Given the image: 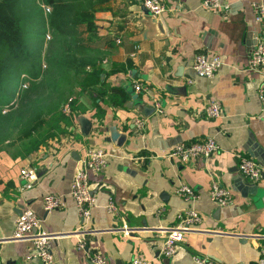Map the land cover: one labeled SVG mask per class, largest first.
Listing matches in <instances>:
<instances>
[{"label":"crops","instance_id":"crops-1","mask_svg":"<svg viewBox=\"0 0 264 264\" xmlns=\"http://www.w3.org/2000/svg\"><path fill=\"white\" fill-rule=\"evenodd\" d=\"M161 1L165 9L157 16L146 13L140 0H109V8L96 11L98 31L89 42L95 65L86 66L91 80L76 85L77 108L67 132L27 154L0 146V264H43L29 257L31 240L11 237L23 206L32 208L53 235L52 264H92L91 249L103 253L106 264H131L134 256L148 264H196L195 255L224 264L257 260L264 247V110L258 98L263 77L248 67L259 31L252 0H228L227 12L205 7L202 0ZM200 52L220 54L222 64L214 76H198L191 68ZM135 81L149 91H136ZM112 86L124 92L120 104L110 101ZM153 96L160 97L163 112L145 115ZM210 99L222 106L212 118L204 112ZM140 115L146 116L142 129L133 122ZM82 117L90 121L87 133L78 120ZM204 135L220 144L207 158L182 162L162 155L175 143ZM89 146H101L111 155L103 169L89 172L96 205L84 219L70 186ZM236 153L261 164L258 179L240 174ZM25 165L38 172L29 188H21ZM212 179L230 188L229 203L218 205L210 198ZM181 183L199 196L183 199L176 192ZM47 192L63 195L65 206L45 210L42 196ZM109 199L118 206L116 214L104 207ZM188 206L200 212V223L185 234L175 254L162 255L163 230ZM78 237L85 240L84 248L77 245Z\"/></svg>","mask_w":264,"mask_h":264},{"label":"built area","instance_id":"built-area-1","mask_svg":"<svg viewBox=\"0 0 264 264\" xmlns=\"http://www.w3.org/2000/svg\"><path fill=\"white\" fill-rule=\"evenodd\" d=\"M152 15H159L165 5L161 0H140ZM202 5L221 12H227L230 8L228 0H202ZM251 5L254 11L255 20L259 24V31L255 43L250 48L248 67L256 72H259L263 77V82L258 88V98L264 110V1L252 0ZM49 7L47 6V9ZM119 42V38L116 39ZM222 64V58L218 53L200 52L197 53L192 62L191 68L198 76L212 77L216 74ZM22 76H25L22 74ZM23 85L26 86L25 81ZM134 88L138 92H147L149 88L141 81L134 82ZM71 100V98H69ZM151 105L154 107L155 114L163 112V106L160 97L153 96ZM69 102L63 105V109L69 111ZM207 117L212 118L221 114L222 106L216 99H210L204 108ZM136 128L142 129L146 122V116L140 115L133 119ZM220 148L217 139L211 135L198 136L190 142L175 143L169 150L163 152L162 155L172 158L177 157L182 162H188L192 158L202 157L207 158L213 155ZM110 151L101 146H89L84 154L78 160L76 172L71 180L70 195L75 200L79 213L84 219H89L92 215V208L96 205L95 196L90 189L89 172H99L108 163ZM156 156L157 154H149ZM237 168L240 174L247 180H256L262 174L261 164L243 153H236ZM20 175L24 178L21 188L31 187L38 178L37 168L33 165H25L20 168ZM176 192L185 200H194L199 194L197 191L186 183H181ZM210 198L218 205H224L232 200V191L230 188L222 185L217 179H212L209 188ZM43 208L52 210L65 206V197L58 193L47 192L43 196ZM105 209L112 214L118 212V206L113 199H109L104 204ZM202 219V215L194 206H188L182 209L177 215V221L170 227L163 230V239L160 246V253L164 256H172L175 254L178 244L183 240L185 234L197 226ZM126 234L129 233L124 224ZM76 236L77 233H76ZM12 239L28 238L32 242V249L29 257H34L40 260L43 264H52V239L53 235L45 230L41 224V218L29 206H23L20 213L16 216L14 228L12 231ZM77 245L84 248L86 242L82 237H78ZM88 258L92 264H106V256L91 249L88 252ZM194 261L196 264H224L206 255H195ZM131 264H148V262L140 256H134L131 259ZM249 264H264V247L260 249L257 260Z\"/></svg>","mask_w":264,"mask_h":264},{"label":"trees","instance_id":"trees-1","mask_svg":"<svg viewBox=\"0 0 264 264\" xmlns=\"http://www.w3.org/2000/svg\"><path fill=\"white\" fill-rule=\"evenodd\" d=\"M25 1L0 0V146L3 143L14 146L18 154H27L44 144L48 138L67 132L66 127L72 122L73 111L77 108V99L72 98L70 113L60 108L65 92L63 84L66 83L68 72L84 73L87 65L94 68V51L89 42L98 31L95 12L109 8V0H41L50 8L49 12L43 11L40 20L45 30L48 27L52 30L55 40L51 48H55L56 44L59 47L47 58L48 68L43 71L40 55L37 54L35 58L23 50L26 36L24 28L28 20L19 12L18 6ZM27 1L33 7L34 0ZM97 72L94 71L96 75ZM21 73L27 77L22 78ZM27 79L28 85L21 88L17 102L10 103L14 92ZM43 79L49 81L46 83ZM48 88L54 92L48 96L55 100L49 101L47 110H43L36 105L39 99L37 96L33 98V93L42 94L45 92L42 90ZM109 91L113 104H120L125 99L120 87L112 86ZM13 132L31 137L25 144L12 145L7 140Z\"/></svg>","mask_w":264,"mask_h":264},{"label":"rangeland","instance_id":"rangeland-1","mask_svg":"<svg viewBox=\"0 0 264 264\" xmlns=\"http://www.w3.org/2000/svg\"><path fill=\"white\" fill-rule=\"evenodd\" d=\"M32 5H33V7H31V4H29V2L26 0L24 3H21L18 6L19 12L21 11L22 15L26 16V19L28 20L26 22V26L24 28V29H26V36H24V40H23L24 44H25V48L23 50L26 53L28 52V55L33 54V56H35V58H37L36 55L39 54L40 55V61H41V69L44 71L45 69L48 68L47 58L49 56L53 55L55 51H58L59 47H58V44H56L55 48L54 47L51 48L53 46L52 41L55 40L53 35H52V30L49 27L47 28V30H45V27L43 26V23L40 20L42 15H43V11L49 12L50 7L48 6L49 8L47 9V6L41 0L32 1ZM31 10H33V12L31 14L28 13ZM33 18H35V19H33ZM34 22H36V24H34ZM95 57H96V55L93 56L94 59H95ZM86 68L89 69V67H86ZM22 74H24L27 77V75L25 73H21V76H22ZM22 78H24V77L22 76ZM83 80H84V83L87 80H91L89 77L88 71H86L84 73L68 72L66 83L63 84L65 92H64V97H63L61 104H60V108H63V105L66 102H69V105H70L72 98H75L76 94H77L78 89L76 88V85L81 83ZM93 80H97V78H94ZM24 81H25L26 85H28V79L24 80ZM43 81H45L47 83L49 80L43 79ZM23 87H25V86L23 85V82H22L20 84L18 90L14 92L10 103L13 101L17 102V99L19 98V96L21 94V88H23ZM42 91H45V92L42 94H39V93L37 94V92L33 93V98H35L37 96L39 101L36 103V105L41 107L43 110H47L46 104L49 103V101L55 100L54 97H50L48 95H49V93L51 95H53L54 92L50 88H48L47 90H42ZM69 98H71V100H69ZM47 118H49V116H47ZM42 128H44V127H42ZM11 135L12 136L7 140V142L11 143L12 145H17V144L20 145L23 143L25 144L28 142L29 138L31 137V136H29V137L23 136V135H21V132H13ZM34 136H35V133H34ZM3 144H5V143H3Z\"/></svg>","mask_w":264,"mask_h":264},{"label":"water","instance_id":"water-1","mask_svg":"<svg viewBox=\"0 0 264 264\" xmlns=\"http://www.w3.org/2000/svg\"><path fill=\"white\" fill-rule=\"evenodd\" d=\"M143 9H144V11L146 12V13H148V14H151V12L145 7V6H143ZM152 21L153 22H155L156 24H159V27H160V30H161V32L163 31V28H162V26H160V20H158V18L157 17H154V19H152ZM140 103H142V101L141 102H139V104ZM154 110V107L152 106V105H150V106H147V107H145L144 108V113H145V115H149L152 111ZM79 120V122L83 125V127H84V129H83V131L85 132V133H87L88 132V127H90V121L89 120H86L84 117H82V118H79L78 119ZM84 121V122H83ZM87 122V123H86ZM85 124V125H84ZM87 124V125H86ZM162 194H164V193H162ZM241 264V263H240Z\"/></svg>","mask_w":264,"mask_h":264}]
</instances>
